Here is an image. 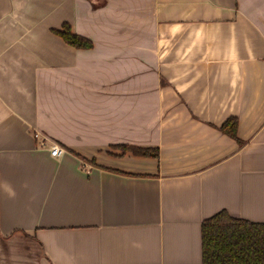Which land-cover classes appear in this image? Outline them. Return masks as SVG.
<instances>
[{
	"label": "crops",
	"instance_id": "1",
	"mask_svg": "<svg viewBox=\"0 0 264 264\" xmlns=\"http://www.w3.org/2000/svg\"><path fill=\"white\" fill-rule=\"evenodd\" d=\"M221 210L264 222V0H0V264H201Z\"/></svg>",
	"mask_w": 264,
	"mask_h": 264
},
{
	"label": "trees",
	"instance_id": "2",
	"mask_svg": "<svg viewBox=\"0 0 264 264\" xmlns=\"http://www.w3.org/2000/svg\"><path fill=\"white\" fill-rule=\"evenodd\" d=\"M56 33L66 43L76 48H90L84 36L71 32L62 24ZM225 134L236 137V120L227 118L221 125ZM121 155L157 157V148L120 144ZM201 264H264V222H252L231 217L224 210L205 218L200 225Z\"/></svg>",
	"mask_w": 264,
	"mask_h": 264
},
{
	"label": "built area",
	"instance_id": "3",
	"mask_svg": "<svg viewBox=\"0 0 264 264\" xmlns=\"http://www.w3.org/2000/svg\"><path fill=\"white\" fill-rule=\"evenodd\" d=\"M33 136L38 140V144L40 147L48 148L49 154L51 156H57L60 153L61 151L60 147L56 143L49 141V139L46 136L38 133H34ZM46 143H49V146H46Z\"/></svg>",
	"mask_w": 264,
	"mask_h": 264
},
{
	"label": "rangeland",
	"instance_id": "4",
	"mask_svg": "<svg viewBox=\"0 0 264 264\" xmlns=\"http://www.w3.org/2000/svg\"><path fill=\"white\" fill-rule=\"evenodd\" d=\"M126 145H131V144H126ZM46 146H49V143H46ZM134 146H136V145H134ZM109 149H113V150H117L118 151V153H112V152H110L109 150H107L110 154H115L116 156H122L121 155V153H122V149H123V147H121V145L120 144H113V145H109V147H108ZM150 148H154V147H150ZM130 154V155H132L130 152H125V153H123V155L124 154ZM140 157H142V156H140ZM88 161H90V163H91V165H93V166H98L97 164H96V162H95V160L92 158V159H89Z\"/></svg>",
	"mask_w": 264,
	"mask_h": 264
}]
</instances>
